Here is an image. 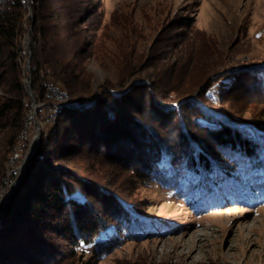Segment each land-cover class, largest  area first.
<instances>
[{"label":"trees","instance_id":"trees-1","mask_svg":"<svg viewBox=\"0 0 264 264\" xmlns=\"http://www.w3.org/2000/svg\"><path fill=\"white\" fill-rule=\"evenodd\" d=\"M36 2L33 0V8L39 10ZM26 13L22 0L0 4V125H10L14 138L24 131L32 104L22 77ZM41 13L36 11L38 19ZM34 51L37 61L31 86L43 105L37 113L43 126L0 219V264L55 262L57 249L61 256L65 249L44 248L46 242L50 243L51 233L68 242L70 258H84V246H102L109 238L116 240V235L148 233L145 222L140 221L144 215L124 194L122 184L91 169L71 165L75 150L72 141L86 146L101 142L109 158L136 166L132 171L138 180L172 187L189 203L196 195L200 205L207 202L200 198L209 195L221 199L256 195L264 202V125L232 117L236 112L248 111L244 95L260 94L264 98V65L224 67L228 71L224 74L220 65L209 66L191 81L182 77L172 83L161 77H154L156 81L135 78L130 70L117 83L94 90L91 81L65 80L63 73L72 72L66 70V65L38 61L40 51ZM228 75L231 79L216 97L212 94L214 83ZM48 76L55 83L47 81ZM146 82L156 98L136 99L137 85L142 84L139 89L143 91ZM49 86L68 96L69 101L54 97ZM103 87L119 99L110 115L105 113L109 102L102 98ZM55 109H59L55 123H44ZM148 109L154 113L153 121L159 117L163 121L153 123L147 117ZM148 122H152L151 129L145 126ZM172 122L178 126L166 134L164 126ZM34 131L32 128L24 139V147L31 144ZM127 140L134 144L126 145ZM5 174V164H1L0 184ZM94 197L102 202L98 205ZM91 260L89 264H96Z\"/></svg>","mask_w":264,"mask_h":264},{"label":"rangeland","instance_id":"rangeland-1","mask_svg":"<svg viewBox=\"0 0 264 264\" xmlns=\"http://www.w3.org/2000/svg\"><path fill=\"white\" fill-rule=\"evenodd\" d=\"M22 1L27 7L22 37L25 49L22 77L32 104L25 129L15 137L16 142L12 127L0 125V165L5 164L6 172L9 168L13 177L23 174L26 163L22 161L33 153L36 144L32 148L30 144L24 147V139L32 128H35L34 136L37 132L40 134L43 126L37 119L43 105L37 101L31 86L37 61L34 49L40 51L38 61L66 65V70L72 72L63 73L65 80L91 81L94 90L106 83H117L130 70L135 78L156 81L154 77H161L172 83L182 77L191 81L209 66L220 65L224 74L228 72L224 67L264 65V0H37L35 5L39 10L33 8V0ZM5 3L6 0H0L1 5ZM40 10L42 16L38 19L36 11ZM230 60L233 62L229 63ZM46 79L55 83L52 76ZM230 79L229 75L218 79L212 94L219 97ZM242 81L243 78L240 85ZM158 85L166 84L158 82ZM149 86L146 82L141 87L143 91L135 88L134 97H155V91L153 94ZM48 89L59 100L69 101L68 96L59 94L51 86ZM104 91L102 98L109 102L105 113L110 115L119 99L113 97L109 88ZM244 99L248 101L245 105L248 111L236 112L232 117L239 116L247 122L252 119L264 125L263 96L244 95ZM150 110L146 113L151 119L154 113ZM58 111L55 109L47 115L45 123H55ZM160 119L151 120L157 124ZM152 122L146 123L147 129L152 128ZM176 126L173 122L165 124L164 129H168L165 133L174 131ZM71 144L75 147L71 165L91 169L122 184L124 194L144 215L140 221L145 222L148 233L116 235V240L109 238L102 246L98 243L84 246V258H70L66 250L68 242L51 233L50 243L45 240L44 248L65 249L62 256L57 249L54 264H86V261L89 264L92 258L96 264H264V203L256 195L241 199L209 195L206 199L200 198L207 200L203 205L196 195L189 203L172 187L138 180L132 171L136 166L123 159L109 158L101 142L89 147L76 141ZM125 144L134 143L127 140ZM19 147L23 148V156L18 162H12ZM11 195L3 209L0 207V219ZM92 199L98 205L102 202ZM91 255L94 256L91 258Z\"/></svg>","mask_w":264,"mask_h":264},{"label":"water","instance_id":"water-1","mask_svg":"<svg viewBox=\"0 0 264 264\" xmlns=\"http://www.w3.org/2000/svg\"><path fill=\"white\" fill-rule=\"evenodd\" d=\"M36 127L39 128L40 126L37 124ZM38 135H39V132H37V135L36 136H33V139H32L31 144H30L31 145V148L34 146ZM24 153H26V152H24ZM28 155H27V157H25L23 159V161H22L23 164L26 163V160L28 158ZM7 170L8 171L6 172L5 176L2 179V182L0 184V195H1V198H0V203L1 204H0V207L6 204L9 196L11 195V193L13 191L14 185L16 184L18 178L20 177V174H16L15 177L11 176L10 169L7 168Z\"/></svg>","mask_w":264,"mask_h":264},{"label":"built area","instance_id":"built-area-1","mask_svg":"<svg viewBox=\"0 0 264 264\" xmlns=\"http://www.w3.org/2000/svg\"><path fill=\"white\" fill-rule=\"evenodd\" d=\"M23 156V148H20L19 147V150H18V153H17V155H16V158L14 159V161H19L20 160V158ZM13 161V162H14ZM13 168V167H12ZM14 171V169H12V172Z\"/></svg>","mask_w":264,"mask_h":264},{"label":"bare ground","instance_id":"bare-ground-1","mask_svg":"<svg viewBox=\"0 0 264 264\" xmlns=\"http://www.w3.org/2000/svg\"><path fill=\"white\" fill-rule=\"evenodd\" d=\"M25 1H26V0H25ZM28 2H29V1H28ZM53 115H54V114H53ZM55 116H56V115H55ZM53 117H54V116H53ZM56 117H57V116H56ZM49 120H50V119H49ZM44 123H45V122H44ZM22 137H23V136H22ZM20 140H21V139H20ZM18 150H19V148L17 149V151H16V153H15V157H16V155H17V153H18ZM11 161H12V162L14 161V157L11 158ZM12 162H11V163H12ZM11 166H13V164H12ZM11 166H10V167H11ZM11 168H12V167H11ZM1 207H2V209H3V206H1Z\"/></svg>","mask_w":264,"mask_h":264}]
</instances>
